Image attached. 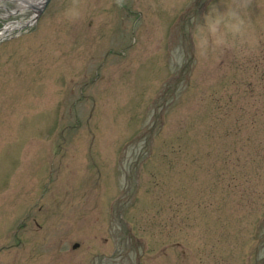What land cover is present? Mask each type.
<instances>
[{
  "label": "rangeland",
  "instance_id": "rangeland-1",
  "mask_svg": "<svg viewBox=\"0 0 264 264\" xmlns=\"http://www.w3.org/2000/svg\"><path fill=\"white\" fill-rule=\"evenodd\" d=\"M29 1L0 0L26 21L0 36V264H264V0Z\"/></svg>",
  "mask_w": 264,
  "mask_h": 264
},
{
  "label": "bare ground",
  "instance_id": "bare-ground-1",
  "mask_svg": "<svg viewBox=\"0 0 264 264\" xmlns=\"http://www.w3.org/2000/svg\"><path fill=\"white\" fill-rule=\"evenodd\" d=\"M29 2L31 4H35L36 6H40L42 4L43 0H30ZM24 24H26V21H18L15 24L10 25L9 27H5L4 29L0 30V36L3 35L4 33L8 32L11 29L22 27Z\"/></svg>",
  "mask_w": 264,
  "mask_h": 264
},
{
  "label": "water",
  "instance_id": "water-1",
  "mask_svg": "<svg viewBox=\"0 0 264 264\" xmlns=\"http://www.w3.org/2000/svg\"><path fill=\"white\" fill-rule=\"evenodd\" d=\"M48 0H45V3L47 2Z\"/></svg>",
  "mask_w": 264,
  "mask_h": 264
}]
</instances>
